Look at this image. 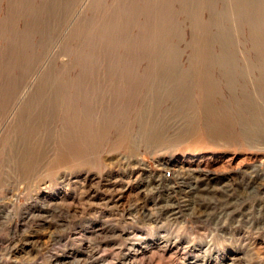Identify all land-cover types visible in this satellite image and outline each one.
Here are the masks:
<instances>
[{
	"label": "rangeland",
	"instance_id": "rangeland-1",
	"mask_svg": "<svg viewBox=\"0 0 264 264\" xmlns=\"http://www.w3.org/2000/svg\"><path fill=\"white\" fill-rule=\"evenodd\" d=\"M0 264H264V0H0Z\"/></svg>",
	"mask_w": 264,
	"mask_h": 264
}]
</instances>
